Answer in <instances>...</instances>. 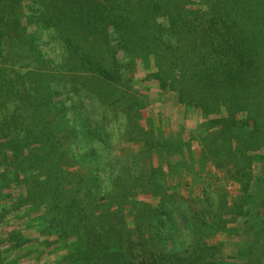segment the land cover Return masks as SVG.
I'll use <instances>...</instances> for the list:
<instances>
[{"label":"trees","instance_id":"trees-1","mask_svg":"<svg viewBox=\"0 0 264 264\" xmlns=\"http://www.w3.org/2000/svg\"><path fill=\"white\" fill-rule=\"evenodd\" d=\"M0 264H264V0H0Z\"/></svg>","mask_w":264,"mask_h":264},{"label":"rangeland","instance_id":"rangeland-1","mask_svg":"<svg viewBox=\"0 0 264 264\" xmlns=\"http://www.w3.org/2000/svg\"><path fill=\"white\" fill-rule=\"evenodd\" d=\"M46 40V39H45ZM51 47L45 48L47 52H49V49ZM52 54V53H50ZM145 94V93H143ZM178 102L177 99L174 95H167L164 99H163V103H159L156 102V104L153 105V111L150 110V112H146V114L144 115L145 118L152 117L153 120H158L159 118L157 117V114H163L162 115V119L165 120V122L168 124V126H170L172 128V132L171 133H177L180 134L182 133L184 138H186L187 140L189 138H191L193 136V134L195 133V131L199 128L200 125V116L199 114H197V112H190L188 114V116H184L178 107ZM184 116V117H183ZM157 117V118H156ZM196 134H199L196 132ZM138 148V147H137ZM211 179H209L210 181ZM208 183L204 182L202 184V188H204ZM213 185H217V186H221L220 184H215L212 183ZM228 190L230 192V194L235 195L237 192V186H235L234 184L228 183ZM187 192L190 191H186ZM202 192V190H201ZM195 193H199L198 191H196ZM7 218H10V215H8ZM13 224V220H7L4 223V227H9L10 225ZM234 242L232 241L231 243H228V246L230 247V249H233V245Z\"/></svg>","mask_w":264,"mask_h":264}]
</instances>
